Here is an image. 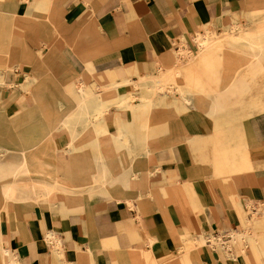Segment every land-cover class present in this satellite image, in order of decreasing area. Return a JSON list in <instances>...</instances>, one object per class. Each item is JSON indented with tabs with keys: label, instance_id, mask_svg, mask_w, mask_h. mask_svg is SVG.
<instances>
[{
	"label": "crops",
	"instance_id": "crops-1",
	"mask_svg": "<svg viewBox=\"0 0 264 264\" xmlns=\"http://www.w3.org/2000/svg\"><path fill=\"white\" fill-rule=\"evenodd\" d=\"M15 1H19L18 4L15 5ZM248 3L243 5V0H0V46L11 48L7 55L11 62L15 61L14 57H19L23 73L36 77L37 99L44 94L65 92L72 101L60 109L74 107V114L76 109L86 112L84 106H79L86 93L81 90L82 82L88 93L98 95L101 89L95 90L96 87L132 81L128 86L120 87L107 101L112 109L108 126L114 133L117 130L115 97L127 93L146 96L148 93L145 83L140 82L141 76L161 78L160 72L155 74L161 64H174L173 55L179 50L180 42H186L192 49L197 32L205 34L208 27L210 32L221 34L227 26H250L251 19L254 23L259 22L264 7L250 6L249 0ZM32 16L37 18V33L29 28L28 21ZM261 24L256 23L254 28ZM20 29L23 33L15 37L14 43L13 31ZM245 29V35L252 33L251 38L247 35L246 42L234 41L228 45L231 51L239 53L237 57L226 51L227 45L221 44L218 50L205 53L188 66L187 77L198 89L193 106L183 104L176 94L174 97L169 94L157 104L153 102V105H161L157 114L162 117L154 119L156 121L151 125L166 127V134L159 140L147 145L146 127L152 116L144 121L135 117V110H149L148 106L138 100L134 109L121 111L124 125L131 134L128 137L134 144L129 148L120 141L111 148L118 166L117 170L112 169V174L117 179L112 180L110 188L102 187L101 194L96 197L88 194L87 203L69 207L62 204L67 210L81 208L83 214L72 221L57 217L60 222H54L72 264H114L110 252H128L129 249H135L131 253L132 264H153L140 257L142 252L136 251L146 248L141 231L158 238L157 256L160 260H168L178 253L172 238L176 226L182 229L183 226L194 227L199 235L201 228L206 233L211 229L218 230V223L221 227L237 229L243 224L242 208H247L250 202L264 205V43L262 32ZM39 48L42 51L37 54ZM223 58L226 63H219ZM6 60L9 66V58ZM37 64L42 72L40 77L36 74ZM7 74L12 81V74ZM28 80L29 77H23V81ZM151 83L153 86L155 82ZM228 83V96L223 97ZM156 89L161 90L160 87ZM242 95L243 101L237 103ZM4 96V89L0 87V105L5 104ZM232 111L257 113L239 116ZM67 117L64 115L61 122L48 118L47 133L60 125L67 127ZM141 126L146 130L138 129ZM66 130L69 131L67 135L60 133L57 136L61 148L69 139L77 140L73 131ZM160 146L170 148V151L165 153ZM32 148L15 145L13 140L0 143V150L8 152L5 158L0 156V176L3 165L12 168L24 165V158L29 157ZM92 149L97 152L95 147ZM230 159L239 165L246 162L248 167L233 171ZM8 176L14 180L0 190V206L6 210L7 218L0 222L2 231L22 256V264H52L49 246L44 242L46 231L42 228L41 210L43 205L48 206L45 220L52 225L54 212L49 203L58 195L53 194L36 203L4 202L2 196V191L15 186V198H24L31 191L24 182H39L43 188L52 183V179L24 173L19 182L13 175ZM170 197L179 199L180 203L174 200L168 203ZM114 200L118 203L131 200L134 204L147 201L154 207L149 211L155 214L140 220L137 210L127 208L124 203L113 204ZM194 200L202 205L192 207ZM16 203L36 207L22 213V222L27 228L9 230L8 218ZM94 206H101L103 211L94 214L96 224H90L85 211L90 207L93 210ZM193 222H196L194 226ZM90 228L94 229L93 236ZM90 245L95 262L87 254ZM210 251L193 252L194 264H206L213 258ZM101 256H104L102 262L99 261ZM240 263L263 264L264 249L257 246L253 249L251 244L248 256Z\"/></svg>",
	"mask_w": 264,
	"mask_h": 264
},
{
	"label": "rangeland",
	"instance_id": "rangeland-1",
	"mask_svg": "<svg viewBox=\"0 0 264 264\" xmlns=\"http://www.w3.org/2000/svg\"><path fill=\"white\" fill-rule=\"evenodd\" d=\"M249 1L251 2L250 6L264 7V0H249ZM15 2L14 3L16 5L18 4L19 1H15ZM243 5H249L248 0H243ZM256 16H253L255 18V21H257ZM259 16L261 17L260 21L254 23V21H252L251 19L250 26L249 25L239 26L238 24L234 25L232 28L227 26L221 34L215 31L210 32L209 28L207 27L205 34L201 32L200 33L205 37L206 36L208 37L209 33H215L217 35H225V36L227 35L226 37V39H228L227 41L235 39L236 41L243 43L248 40L247 35H245V32L247 31V29L245 28H249L251 30L262 32V41L264 43V25L261 24L264 23V15L263 16L259 15ZM243 17L249 18L251 16H243ZM28 22H29L30 31L33 33H37L38 24H37L36 16H32L31 18H29ZM247 23H250V20H248ZM256 23H260L261 26H259L258 28H254ZM237 28L239 29L237 30ZM4 32L6 31L3 30V33ZM237 32L238 34H235ZM22 33L23 31L21 29L18 31L17 30L13 31L14 43H15L14 41L15 37L21 36ZM193 43L194 46L192 49H190L187 46L186 42H180L179 50L175 51L173 55V60H175V64H181L182 66H184L182 67L184 72H178L176 73V76L172 74L167 76L166 78H157V81L153 83V87L146 86L148 93L145 94L146 96L152 95L154 91H157V98L154 101L155 104H157L161 100H164L169 94L172 95L173 97L176 94L179 100L185 105L193 106L195 104L197 93H195L196 91L192 89L191 86L187 85L184 81L185 76H187V71H185L186 70L185 68L194 60L193 58L196 56L197 52L203 50V48L199 46L197 40H194V37H193ZM36 51L37 54H40L42 49L39 48L36 49ZM226 51L233 53L234 56L239 55L238 52L233 50L231 51L228 47V44ZM10 52H11V48H5L4 46H0V87L3 88L5 92V96H4L5 104L0 105V143H7L10 140H13V143L15 145H21L29 148L36 146L40 141H43L45 142L44 144H47L48 122L46 120H48V118L49 119L54 118L58 122H61V118L65 115L68 116L66 120L67 129L73 131V133L77 136V140L72 146L71 150H67L66 148L67 152L64 153L67 162L70 163V165L72 166L71 171L63 172L64 176L66 177V180L70 181L77 177L86 180H99L103 177L104 163H107L110 167H112L114 171L117 170L116 168L118 166L116 163L115 155H113V150L111 148H113L114 145H117L120 141L125 142V145L129 148L132 147L134 144L132 138L128 137L129 135L131 136V134H129L128 128L124 125L125 122L121 117V113L117 112L116 118L114 120V123L117 126L116 132L113 133L110 131L107 121L103 128H105L106 133L108 134L111 133V136L109 134V136L105 137L103 130H100L98 132V136L100 138H98L93 130H94V126L101 125L100 122L101 119L99 121H95L93 116L88 117L86 112H82L78 109L74 111L76 113L74 114L72 113V109L74 107L68 108L67 110H61L60 108H63L66 105H68L70 100L72 101V99L65 92H63V94L60 95L44 94L40 96L39 99H37V96L35 94L37 92V88L34 87L37 83L35 79L36 77L31 78L29 75L23 73L22 71L23 63L19 61L20 60L19 57H14L15 61L11 62V57L7 56L8 54H10ZM6 58H9L8 61L9 66L7 65ZM219 63L225 64L226 63L225 58L219 60ZM170 66H173L172 62H170V64L167 63V65L161 64L158 72L155 74L157 75L160 71L165 70ZM7 72L12 74L13 76L12 81L10 79L9 74H7ZM36 74L39 77L42 74L39 68V64L36 65ZM257 75L259 76L260 74ZM23 77H25V79L29 77V80L25 82L23 81ZM228 79H230V77H228ZM136 86H138V84H136ZM157 87L158 88L160 87L161 90L156 89ZM99 89L102 90L103 87L101 86V88L98 87L95 88V90H99ZM214 93H216V91ZM243 99L244 97L242 95L237 101V103H241ZM138 100H136L135 103ZM114 106L116 105L114 104ZM160 106L161 105L159 104L151 105L150 107H148L149 110L139 109V108L135 110V117L143 121L148 120L152 116V119L148 121V125L146 127L147 145L152 141L154 142L157 141L156 139L159 140L161 136H164V134H166V127L156 128L151 125L154 124V122L156 121L154 119H157L158 117L160 119V117H162V116H158L157 114V110ZM232 112L236 115L238 114L239 116L253 115L257 113V111H237V112L232 111ZM120 126L125 128L124 129L125 134L121 136L117 134L118 128ZM138 129L143 131L146 130L144 126H141ZM100 140L102 141L101 145H100ZM65 144L66 143H63L64 146ZM93 147H95L97 152L93 151L92 149ZM160 148L163 149L165 153L170 151V148H166L162 146H160ZM45 160L50 161V158H48V156H45ZM230 162H231L230 167L233 169V171L244 170L248 167L246 162L245 164L242 165H239L235 160L234 161L231 160ZM233 163L235 164V166ZM11 170L12 167L8 166L5 168V171L7 173L11 172ZM13 180L14 179L12 176H8L5 178H2L0 176V190L6 185V183H9L10 181ZM100 185L101 184L94 185L87 190H75V191L79 192V195H77L78 197L80 196L82 197L83 195H86L84 193L93 194L94 197H96V195L101 194L100 190H102L101 188L103 186ZM62 190L63 191L60 192L56 198H52L49 203L50 210L53 211L54 212V213L52 212L53 215L56 216V217L54 216L52 217V228L55 230L57 239H59L60 241V242L59 241L56 242L51 240V242L50 241L45 242L44 240L47 246H49L50 254L51 257L53 258L52 264H68L66 262V259H68L70 264H72L70 255L63 246V239L58 235L59 227L57 225H54V222L55 221L60 222L59 219H62L63 221H72L73 219L83 214L81 208L80 209L77 208L75 210H67L63 208L62 202L68 199L71 200L73 196L71 192L74 191V188H70L69 186L64 185ZM104 192L106 194L109 193V191H105V190ZM167 200L168 203H171L173 200L176 201V203H180L179 199H175L173 197H170ZM112 203L113 204L124 203L126 204L127 208L137 210V218L140 220L143 218H149L151 215L155 214L154 212L149 211L154 207L149 206V202L147 201H140L139 204H134L133 201L131 200H129V202L123 200L119 203L114 200ZM201 205L202 204L198 200H194L192 207L194 206L200 207ZM34 207L36 206L30 204H24V203L14 204L12 208L13 214H10V217L8 218L9 230H13L16 228L19 229L27 228L26 225H24L22 222V213L25 210H30L33 209ZM253 208H255V210H253ZM134 210H129V212L135 213ZM102 211L103 208L101 206H94L93 210L92 207L88 208L85 211V216L88 219V223L96 224L95 215L101 214ZM41 212H42V228L45 229V231L47 232L49 226L47 225L45 220L46 217L45 215H47V210L45 206L42 207ZM241 213L243 217V224L242 226H238L237 229H235L234 227L228 228L227 226L225 227L224 225L223 227H221V223H218L219 226L218 230L211 229L210 232L206 233L202 229L201 231L202 234L199 235L198 232L194 229V227L191 228L190 226L188 227L183 226L182 229L181 227L176 226L172 234L173 241L175 242L178 250L177 255L173 257L175 258V260L170 263H168V261L164 262L165 260H160V259L159 261L163 262V264H182L181 259H183L185 257V254L189 253V251L192 250V247H194V245L197 244L194 243L198 242V240L200 239L203 241L206 239L208 241L207 243L209 246L206 245L200 250L203 251H205V249L211 250L210 252L213 257L206 264H213V263L241 264L240 261L237 260L238 259L237 257L239 256V254L240 256L243 254L248 256L249 248L251 244L253 245V249L255 246H257L259 249L261 248L264 249V205L263 204L255 205L252 202H250L247 208L241 209ZM6 219H7L6 210L5 209L3 210V208L0 206V222L1 223L5 222ZM193 223L194 226L196 222ZM117 226H119V224H117ZM89 227L92 226L89 225ZM0 229H2L1 226ZM93 230L94 229L90 228L91 236L94 235ZM125 233L127 232L125 231ZM141 237L142 240L144 241V244L146 245V248H141V249H145L146 252L151 250V247H148L147 243L145 242L146 236L144 232L142 233V231H141ZM7 240L8 242L6 241L3 242L12 247L11 243L9 242L8 235H7ZM231 242L233 243L231 244L232 247L230 246V248L228 249L229 243ZM242 244L248 246L249 248L247 247L248 249H246L245 246H243ZM58 246L62 247L66 251L65 252L66 259L64 255L63 257L58 255L59 253L57 252ZM110 246H113V244L111 243ZM224 246H227L228 250L224 251L222 254L220 253L219 250ZM193 249L194 250L192 251L195 252L196 251L195 248ZM133 250L135 249H129L128 252H124L120 250H112L110 252L112 254L109 257L112 258L114 264H132L133 258L131 256V253ZM14 251L18 253V250L14 249ZM90 260H92V262H95L96 257L90 258ZM103 260H104V256H101L99 258V261L102 262ZM148 263L155 264L152 261H148Z\"/></svg>",
	"mask_w": 264,
	"mask_h": 264
},
{
	"label": "bare ground",
	"instance_id": "bare-ground-1",
	"mask_svg": "<svg viewBox=\"0 0 264 264\" xmlns=\"http://www.w3.org/2000/svg\"><path fill=\"white\" fill-rule=\"evenodd\" d=\"M247 35L250 38L252 37V33H248ZM226 37H227V35L226 36L225 35H217L215 33H209L208 37L207 36L205 37L200 32H197L195 39L199 43V46L201 48H203V50L197 52L196 56L193 59L196 60L207 52L212 53L215 50H218V48L221 46V44H224V45L228 44L229 45L231 42L236 41L235 39L227 41L228 39H226ZM189 65H187V67L185 68L186 69L185 71H187ZM182 67H184V66H182L181 64H175V61H174L173 66H170L167 69L160 71L161 78H166L167 76L172 75V74L174 76H176V73L184 72ZM156 80H157V76H152L150 78L147 76H141L140 82H144L147 87H153L151 82L152 81L155 82ZM184 81L187 85L191 86L192 89L198 90L195 86H193L191 84V82L187 76H185ZM131 83H132V81H129V80L124 81V82L114 83V84L110 85L109 87H103V89L100 91V93H98V95L88 93V91L85 90V86H84L85 84L83 82L81 83V85H80L81 90L86 92V93L83 95L82 102H81V104H79V106H84V109H85L88 117L93 116L95 121H99L101 119L100 120V122H101L100 127L96 128L94 126V130H93L98 138H100L98 136V132L100 130H103V133L105 136H109V134L111 136V133H109V134L106 133L105 128H103L105 125V122L108 121L107 115L112 110L111 107L109 106V104L107 103V101L114 97V95H115L114 93L120 87L128 86ZM228 87H229V83L227 84V91L225 92L223 97L228 96V92H229ZM156 97H157V91H154L153 95H150V96H143V95L137 96L134 93H129V94L127 93L126 95L124 94L118 98L115 97L114 103L116 105L115 107H116L117 112L121 113V111H123L127 108L134 109L136 106V104H134V103L138 99L140 102H142L146 106L150 107L151 105H153L154 99ZM136 98H138V99H136ZM52 123H54V122H52ZM54 124H56V123H54ZM56 126H57V124H56ZM54 128H55V126H54ZM66 128H67L66 125H64V126L60 125L57 127V129L55 131L53 129L50 130L49 134L47 135L48 136L47 144H44L45 142L41 141L39 145L30 149L31 152L30 153L28 152L29 157L24 158V160L26 159L24 165H21L20 167H13L11 172H9V173H7L5 171L6 167H4V165L2 166V169H1L2 178L6 177V175H13L15 179H18L19 182H22L20 180V178H21L22 174L26 173V174H30V175L38 174V175L44 177L45 179H52V183H50V184L47 183L45 186H43V188L40 185L41 183H39V182H33L30 184L24 182L23 184H26L27 186H29L31 191L28 194H26L24 198H21V199H16L14 196L13 191H14L15 186H9L4 191H2V196H3L4 202L26 201V202H31V203L35 202L36 203L40 199L46 200L50 196L52 197L53 194L58 195L60 192L63 191L62 190L63 186L67 185L70 188H74V191L71 192L73 195L71 200L68 199V200L62 202L63 206L69 207V205H73L76 203L77 204L85 203V201L87 203V201H88V199H87L88 194L84 193L86 195H83L82 197L81 196L78 197L77 195H79V192H76L75 190H87V189H89L92 186L97 185V184H101L100 186H103L106 188H110V186H112V183H111L112 180L114 178L117 179V177L114 176V174H112L114 171L112 170V168L107 163L103 164V177L99 180H86V179L79 178V177L74 178L73 180H70V181L66 180V177L64 176L63 172L71 171L72 166L70 165V163L67 162L64 153L67 152L66 148H67V150H70L72 148V146L74 145V142H75V138L73 137V138L69 139V141H67L66 147H64V148H61L60 144H58L57 136L60 133H65L64 135H67L69 131L67 132ZM124 129H125L124 127L120 126L118 128L117 134L120 136L125 134ZM55 132H58V133L55 134ZM100 142H101V140H100ZM27 151H28V149H27ZM58 152H59V157H58ZM147 152H148V149L146 150V154H147ZM7 153L3 152V150H0V156H2L4 158H5V156H7ZM45 156H48V158H50V161L49 160H43V157H45ZM132 166H133V164H132ZM135 176H136V174H135ZM83 192H85V191H83ZM45 207H48V206L46 205ZM48 216H50V215H48ZM48 226H49V229L45 233V242H49V241L51 242V240L58 242L59 239H57L56 232L52 228V225H48ZM200 228H201V226H200ZM201 230H202V228H201ZM145 236H146L145 242L147 243L148 247H151V250L146 252L145 249H140V250L136 249V251L142 252V254H141L142 256H140V257H143V259L146 260L147 262L152 261L155 264H163V262L159 261V257L157 256V253H156V244H157L158 238L156 236H147L146 234H145ZM5 239H7V234H4L2 229H0V264H22L21 263V257L22 256L19 253H17L16 251H14V249L10 245H7L6 243H4ZM194 240H197V239H194ZM93 241H95V240H93ZM207 242L208 241L206 239L204 241L201 239L198 240V242L194 243V244H196V243L197 244L194 245V247H192V250H194L193 248H195L196 251L199 250L198 252H203V250H200V249H202L206 245L209 246ZM231 244H233V243L232 242L229 243L228 249L230 248ZM244 246L246 249L249 248L246 245H244ZM228 249H227V246H224L219 251H220V253L223 254V252L227 251ZM192 250L189 251V253L185 254V257L183 259H181L182 263L194 264V260L192 258V254L194 251H192ZM57 252H59L58 253L59 256L63 257V255L65 256L66 251L62 247L58 246ZM261 252H263V251H261ZM87 254H89V258H94V250H93L92 245H90L87 248ZM245 256H246L245 254H243L241 256L239 254V256L237 257L238 258L237 260L241 261L242 259H244ZM65 259H66V256H65ZM174 260H175V258H171V259L165 260L164 262L168 261V263H170ZM66 262L68 264H70L68 259H66Z\"/></svg>",
	"mask_w": 264,
	"mask_h": 264
},
{
	"label": "built area",
	"instance_id": "built-area-1",
	"mask_svg": "<svg viewBox=\"0 0 264 264\" xmlns=\"http://www.w3.org/2000/svg\"><path fill=\"white\" fill-rule=\"evenodd\" d=\"M253 210H255V208H253Z\"/></svg>",
	"mask_w": 264,
	"mask_h": 264
}]
</instances>
